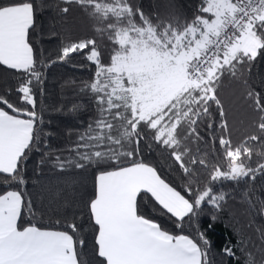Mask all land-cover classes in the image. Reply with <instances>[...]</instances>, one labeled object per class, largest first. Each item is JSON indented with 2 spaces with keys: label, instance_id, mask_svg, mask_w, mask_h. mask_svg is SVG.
<instances>
[{
  "label": "snow or ice",
  "instance_id": "6c2138e0",
  "mask_svg": "<svg viewBox=\"0 0 264 264\" xmlns=\"http://www.w3.org/2000/svg\"><path fill=\"white\" fill-rule=\"evenodd\" d=\"M72 6L94 35L62 43L48 64L84 56L95 68L82 89L95 115L53 150L56 133L37 111L45 61L36 30L44 11L66 19ZM261 64L264 0H199L194 10L180 0H154L147 9L136 0H0V66L16 76L0 85V184L8 189L0 192V264H217L216 255L264 264V224L256 223L264 220V184L256 185L264 179V75L252 72ZM226 80L233 88L227 102ZM232 105L244 110L235 143ZM41 146L38 174L46 166L91 170V192L75 181H49L34 198L25 176ZM145 148L168 152L177 175L169 180L145 162ZM225 182L246 187L237 198ZM148 207L178 231L147 215ZM206 209L210 223L201 229ZM221 215L235 239L214 253L207 233Z\"/></svg>",
  "mask_w": 264,
  "mask_h": 264
},
{
  "label": "trees",
  "instance_id": "16d2710c",
  "mask_svg": "<svg viewBox=\"0 0 264 264\" xmlns=\"http://www.w3.org/2000/svg\"><path fill=\"white\" fill-rule=\"evenodd\" d=\"M39 2V0H38ZM54 0H48V3H53ZM137 3H142L147 9L154 0H136ZM181 3L186 4L189 9L194 10L195 5L199 3V0H180ZM191 16V11L188 12ZM55 31L57 35L50 37V33ZM36 32L39 34V40L37 43V51L42 55L45 61V66L42 70L45 74L44 92L37 97V111L42 112L43 120L45 124V130L56 133L49 140L51 148L53 150L63 149L75 140V135L69 137L66 135L68 129L83 130L87 125L89 119L95 115L93 110L92 100L88 93L83 91V84L89 82L93 76L95 68L89 64L83 55L75 54L67 62H55L48 64V61H56L57 56L62 46V43L69 39H83L91 38L94 33L92 31L91 22L81 13L76 7L72 6V12L66 19H61L56 16L55 11H44L42 15L38 17V25ZM36 39V36H33ZM107 56V54H106ZM106 58V57H105ZM259 70L261 75H264V64L258 65L257 68H253V76ZM16 76L12 73V70L7 69L5 66H0V85L7 83H14ZM3 89L0 88V91ZM233 88L229 82L225 81V86L222 91V95L227 102L232 96ZM13 103H18L17 96L13 94L10 97ZM74 104H81L83 107L78 113H70L69 109ZM244 118L243 108L232 105L229 114L230 125H234L232 139L233 142H238L244 131L245 126L240 123ZM219 135V133H217ZM207 139V137H206ZM209 151H213V145L209 142ZM215 149H219L218 143L215 145ZM41 150H46L44 146H41L35 153L32 154L31 160L27 163L26 176L28 180L27 191L32 193L34 198L38 193L41 185H47L49 181L56 183L57 181L68 183L77 182L79 186H86L87 191L91 192L94 174L91 170L79 171L72 170L64 173L53 170L50 166H46L42 170V174H38L36 171V164ZM143 159L145 162L151 163L158 167L162 176L172 180L178 173V169L172 164L168 158V152L162 151L158 148L149 150L145 148ZM218 157L213 156L212 162H216ZM257 158L254 156L252 160V166L255 167ZM171 169V170H170ZM207 179V176L204 177ZM264 184V179H258L256 185L259 187ZM15 187V185H13ZM246 187L243 183L233 189L232 182H225L223 185L224 190H234L237 198H239L240 192ZM216 191H219L221 186L214 185ZM8 190L2 184H0V192ZM231 203V202H230ZM147 215L156 218L165 228L171 231H178L174 227L171 221L167 217L161 215L158 211L153 210L151 207L144 209ZM207 209L200 217L201 229L206 228L210 223ZM24 219H28L27 216ZM47 220V217L45 218ZM53 219H55L53 217ZM258 225L264 224V220L259 217L256 218ZM185 231L194 234V229L185 225ZM208 238L213 242V252L218 253L223 245L234 241L235 237L232 235V228L230 227V220L227 216L221 215L220 219L215 222L211 231L207 233ZM239 255V254H238ZM217 264H236L235 260H229L227 257H221L216 255Z\"/></svg>",
  "mask_w": 264,
  "mask_h": 264
}]
</instances>
